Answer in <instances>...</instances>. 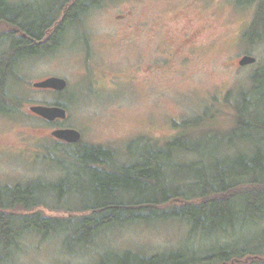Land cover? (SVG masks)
I'll return each instance as SVG.
<instances>
[{"label":"rangeland","instance_id":"374dc122","mask_svg":"<svg viewBox=\"0 0 264 264\" xmlns=\"http://www.w3.org/2000/svg\"><path fill=\"white\" fill-rule=\"evenodd\" d=\"M256 6L236 0H107L86 13L54 51L29 57L13 69L18 79L11 92L14 112L0 114V186L74 178L64 171L71 158L54 151L59 140L51 132L57 128L77 129L79 145L108 148L121 164L129 162L125 149L132 140L165 142L181 133L175 122L207 107H213L212 127L228 129L232 109L224 96L248 90L253 72L264 66V41L244 37ZM5 31L0 27V34ZM244 55L255 62L239 65ZM49 76L64 78L65 90L33 86ZM56 101L64 104L67 116L55 123L29 110ZM64 199L59 205L47 199L22 212L69 216L67 209L79 201ZM187 231L178 221L114 226L101 232L94 245L74 253L66 251L61 235L26 233L9 264H93L105 249L149 255L176 249Z\"/></svg>","mask_w":264,"mask_h":264},{"label":"trees","instance_id":"16d2710c","mask_svg":"<svg viewBox=\"0 0 264 264\" xmlns=\"http://www.w3.org/2000/svg\"><path fill=\"white\" fill-rule=\"evenodd\" d=\"M105 1L0 0V27L11 29L0 34V114L14 112L13 69L54 51L68 28ZM236 3H256L244 37L264 41V0ZM250 79L248 90L224 96L232 109L228 129L212 127L213 107H207L175 122L182 131L165 142L132 140L125 149L128 163H118L114 151L102 146L56 142L54 151L71 158L63 167L74 178L0 186V264L10 263L26 233L61 235L66 251L74 253L94 245L108 228L169 221L188 229L176 249L149 255L105 249L93 264H264V66ZM63 198L79 201L67 209L69 216L22 212L47 199L59 205Z\"/></svg>","mask_w":264,"mask_h":264},{"label":"water","instance_id":"95a60500","mask_svg":"<svg viewBox=\"0 0 264 264\" xmlns=\"http://www.w3.org/2000/svg\"><path fill=\"white\" fill-rule=\"evenodd\" d=\"M255 57L250 55H244L238 61L241 66L253 64ZM67 82L64 78L58 76H49L43 80L33 83V86L40 89H51L61 92L65 90ZM31 113L41 117L42 119L52 122L54 120H63L66 118V109L59 105H31L29 106ZM52 136L56 139L67 142L76 143L81 138V133L74 128H57L51 132Z\"/></svg>","mask_w":264,"mask_h":264},{"label":"flooded vegetation","instance_id":"af4514ba","mask_svg":"<svg viewBox=\"0 0 264 264\" xmlns=\"http://www.w3.org/2000/svg\"><path fill=\"white\" fill-rule=\"evenodd\" d=\"M9 29V28H8ZM11 29H9V31H10ZM13 31H14V33L16 34V36H22V37H24V34L23 33H19V32H17L18 30H16L15 28L13 29ZM33 114V113H32ZM66 114H67V112H66ZM33 115H35V114H33ZM58 120H54V121H52V122H50V123H55V122H57ZM65 128V127H64ZM80 140H81V138H80ZM80 140L78 141V142H80ZM78 142H76V143H72L73 145H75V144H77ZM67 143V142H66Z\"/></svg>","mask_w":264,"mask_h":264}]
</instances>
